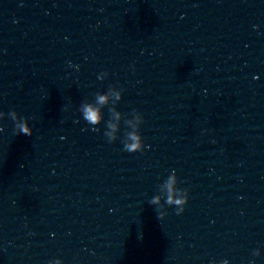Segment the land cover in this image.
Returning <instances> with one entry per match:
<instances>
[{"label":"water","instance_id":"water-1","mask_svg":"<svg viewBox=\"0 0 264 264\" xmlns=\"http://www.w3.org/2000/svg\"><path fill=\"white\" fill-rule=\"evenodd\" d=\"M117 82L143 153L79 118ZM10 109L32 134L0 120V264H264V0H0ZM170 169L189 199L159 218Z\"/></svg>","mask_w":264,"mask_h":264},{"label":"clouds","instance_id":"clouds-1","mask_svg":"<svg viewBox=\"0 0 264 264\" xmlns=\"http://www.w3.org/2000/svg\"><path fill=\"white\" fill-rule=\"evenodd\" d=\"M254 29L256 25L252 26ZM68 66L74 70H79V65L67 62ZM133 68L134 66L130 65ZM109 76V72L101 70L96 74L97 80H104ZM253 76V79H256ZM124 88L117 83H111L103 91H96L91 99H83L77 107L79 118L89 127L90 131L99 132V127L103 124L102 135L111 144L119 140L122 145V151L128 153H143L149 145L144 142L141 135V125L144 122L143 114L136 108H131L125 115L116 107L122 99ZM107 109V118L104 110ZM7 117L13 122L14 134L31 135L32 128L29 126V118L18 115L15 109H10L7 113L0 112V120ZM123 125V127H122ZM63 139V137H61ZM189 199L188 190L178 186V177L175 169H170L166 176L159 179L155 191L148 197V203L154 206L157 216L164 217L167 214V208L173 207L177 215L185 210V205ZM49 235H52L50 233ZM260 249L255 248L251 251V256H259ZM47 264H63L59 257L48 260ZM208 264H229L227 259L209 260ZM247 264H254L252 259Z\"/></svg>","mask_w":264,"mask_h":264}]
</instances>
